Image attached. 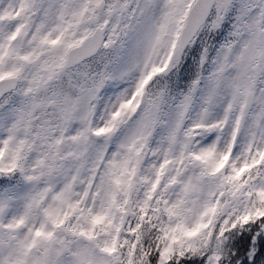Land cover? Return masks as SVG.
Here are the masks:
<instances>
[{
    "label": "snow or ice",
    "instance_id": "snow-or-ice-1",
    "mask_svg": "<svg viewBox=\"0 0 264 264\" xmlns=\"http://www.w3.org/2000/svg\"><path fill=\"white\" fill-rule=\"evenodd\" d=\"M0 264H264V0H0Z\"/></svg>",
    "mask_w": 264,
    "mask_h": 264
}]
</instances>
